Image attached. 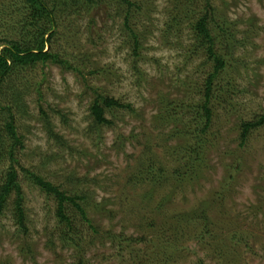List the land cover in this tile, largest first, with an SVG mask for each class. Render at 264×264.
Instances as JSON below:
<instances>
[{"label":"rangeland","instance_id":"rangeland-1","mask_svg":"<svg viewBox=\"0 0 264 264\" xmlns=\"http://www.w3.org/2000/svg\"><path fill=\"white\" fill-rule=\"evenodd\" d=\"M21 1L0 0V10H6L0 36L9 35L8 13L16 9L17 14ZM122 1L102 0L89 14L75 8L57 16L45 49L72 68L37 64L3 85L1 104L9 103L14 89L29 84L25 110L14 109V125L23 138L15 166L28 233L18 235L8 212L0 218V264H79L75 250L62 247L59 231L66 226L58 222L56 198L31 183L23 168L68 195L80 189L111 212L108 217L88 210L87 223L65 202L71 228L75 233L82 229L86 264H264V122L240 142L242 122L264 113V0H209L216 18L231 23L233 35L227 34L225 51L230 61L213 82L203 163L183 181L170 175L183 163L178 159L181 150L194 141L176 134L183 125L163 123L160 114L169 101L200 105L213 63L202 51L190 50L188 20L179 31L166 28L186 0L127 1L133 3L128 24L139 32L140 55H134L123 19L127 2ZM193 2V16H199L204 2ZM96 92L132 110H107L112 125L96 128L89 109ZM41 108L65 145L48 136ZM182 115L193 126L192 116ZM149 159L156 168H166L167 181L154 186L138 182L137 172ZM4 161L0 174L7 166ZM89 224L99 231L97 237ZM158 228L164 241L177 236L166 256L147 243L133 242L127 248L108 238V233H123L153 241ZM21 246L29 248L26 255Z\"/></svg>","mask_w":264,"mask_h":264},{"label":"trees","instance_id":"trees-1","mask_svg":"<svg viewBox=\"0 0 264 264\" xmlns=\"http://www.w3.org/2000/svg\"><path fill=\"white\" fill-rule=\"evenodd\" d=\"M128 0H123L121 3H126ZM180 1V0H178ZM194 0H186L179 8L175 9V13L171 14L170 18L165 22L166 28L169 31H176L182 29L185 20L189 21L190 28L192 30V44L190 50L195 54L202 51L206 54L207 59L213 63L212 70L208 72L203 85V101L200 105L185 106L184 104H176V102H167L163 109V113L160 114V121L163 123H180L183 125L182 129L177 130L175 133L183 138H190L189 141H194L184 147L180 153V158L183 163L174 168L171 175L174 179H181L182 181L191 176L198 167L202 165L204 155L203 150L209 143L206 133L208 132L212 110L208 106L209 98L212 93V86L215 78L220 74V71L229 63L230 54H227L228 36L231 34L230 22L227 18H216L214 8L209 0H203V12L199 16H193L195 10ZM102 0H22L19 11L15 14V10L8 13L10 15L9 22L5 24L6 30L9 35L0 36V102L2 100L3 85L13 74L14 76L20 75L21 71L28 68H32L37 64L45 65L47 62L63 65L67 68L73 66L67 62L66 59L60 57L56 52L45 49L46 45L52 41L55 34V24L58 15L66 11H71L77 8L84 10L85 12H91ZM120 3V4H121ZM133 3L125 4L124 12V26L129 30V34L133 39V53L134 55H140V43L139 32L133 29V26L128 24L130 22L131 6ZM109 8L108 4H105ZM123 5V4H121ZM183 9H182V8ZM6 10H0V18ZM2 12V13H1ZM90 21H92L93 15H90ZM4 19V18H1ZM226 49V50H225ZM77 71V68H73ZM137 70V68H135ZM28 82H24L22 89H14V93L11 95L7 103H0V161L6 162L5 170L0 174V218L5 215L6 212L10 214L13 225L18 235H24L28 233V227L26 224V215L24 211V194L18 178V171L16 169L17 158L15 152L19 148H23V138L20 135L14 125V109L25 110L24 93L28 88ZM176 104V106H174ZM113 108H128L131 109L129 104H123L119 100L107 96L103 93H95L94 98L89 106L90 115L93 119V123L96 128L112 125V120L106 117L107 110L110 111ZM185 109L183 112L178 110ZM201 109V110H199ZM192 110V111H191ZM199 110V111H198ZM43 121L45 122L46 131L48 136L56 143L65 145L62 140V136L56 133L51 124V119L48 114L41 108ZM192 112V115L190 114ZM182 114H189L192 116L194 122L193 126L186 121V117ZM264 122V113L256 117L252 121H244L241 124V143L246 140V135L252 128L260 125ZM175 135V134H174ZM188 140V139H187ZM190 143V142H189ZM185 146V145H184ZM151 159V158H150ZM148 160L146 166H142L137 174L138 182L147 181L150 184L158 185L167 181L169 172H165L166 168L155 167L151 160ZM7 160V161H6ZM200 164V165H199ZM25 171V177L36 186H39L48 195H53L57 201L56 216L58 222L66 226L59 231V237L63 244L62 247L73 248L76 252L75 257L79 264H86L85 250L83 246L82 229H77L75 233L74 228H71L72 223L70 217L65 212V202L68 201L81 215L83 220L90 223V219L87 217L88 210H95L106 216H111L108 209L103 208L100 202H95L84 191L78 190L73 195H68L67 191L60 190L59 187L53 185L50 181L43 178L41 175L23 168ZM135 176V174H134ZM169 176V177H170ZM79 180V179H78ZM80 183L83 180L80 179ZM103 209V210H101ZM176 222H180L176 220ZM92 233V237H97L99 231L95 226L89 224ZM152 228V227H150ZM154 227L152 228V230ZM157 230V236L153 241L149 240L146 235L139 237L125 236L120 234H109L108 238L116 240L120 243H126L129 248L132 243L143 242L144 244L151 245L152 249L156 251L159 249L160 253L167 255L170 252L171 246L175 245L177 236H167V240L160 238L163 231L160 228ZM23 243H26L23 241ZM21 253L25 254L29 252V248L20 247ZM27 249V251H26ZM152 252L155 256L157 253ZM159 253V252H158Z\"/></svg>","mask_w":264,"mask_h":264}]
</instances>
